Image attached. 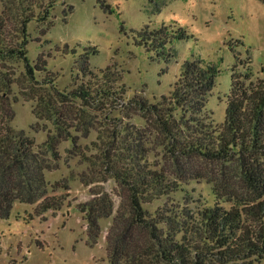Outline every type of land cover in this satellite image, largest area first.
I'll use <instances>...</instances> for the list:
<instances>
[{
  "label": "trees",
  "instance_id": "trees-1",
  "mask_svg": "<svg viewBox=\"0 0 264 264\" xmlns=\"http://www.w3.org/2000/svg\"><path fill=\"white\" fill-rule=\"evenodd\" d=\"M56 2L0 0V65L14 59L23 62L26 98L36 101L35 116L54 126L44 143L46 152L58 160L59 143L70 140L76 154L101 166L82 175L84 184L114 182L116 208L112 193L103 188L93 189L91 198L78 204L90 244L100 234L99 220L115 212L105 237L110 264H259L264 260V76L252 79L249 58L234 52L224 120L214 124L205 105L217 69L200 60H185L168 95L152 101L134 96L129 101L150 127L140 129L121 119L114 127L101 126L92 142L99 154L86 155L78 140L96 128L92 113L102 112L106 118L112 102L123 101L125 86L115 65L90 67L89 56L98 52L94 46L83 47L78 56L82 79L76 76L68 91L57 87L56 74L47 69L43 53L29 60L28 23L44 22ZM133 33L136 46L165 60L173 56L167 45L192 36L182 27L165 25H145ZM65 52L77 53L73 48ZM1 75L0 218L9 217L14 202L36 204L37 215L56 212L66 197L48 193L46 155L35 150L24 130L13 127L9 95L14 80ZM154 148H160L159 161L149 159ZM210 166L217 168L212 206L193 211L165 200L149 209L181 182L204 177Z\"/></svg>",
  "mask_w": 264,
  "mask_h": 264
},
{
  "label": "rangeland",
  "instance_id": "rangeland-1",
  "mask_svg": "<svg viewBox=\"0 0 264 264\" xmlns=\"http://www.w3.org/2000/svg\"><path fill=\"white\" fill-rule=\"evenodd\" d=\"M145 25L182 27L192 36L167 45L173 55L169 60L156 58L133 42V31ZM27 30L29 60L33 62L43 53L47 69L56 74L55 83L60 90H70L76 76L82 79L78 56L88 45L98 50L89 56L92 69L112 64L121 71L123 101H113L106 118L102 112L92 113L96 128L78 140L86 155L99 154L92 142L97 141L96 129L101 126L114 127L121 119L140 129L148 127L146 117L129 101L134 96L152 101L168 95L185 60H200L217 69L205 105V113L214 124L224 120L234 52H239L242 59L249 58L252 79L264 76V0H57L49 17L44 22L30 21ZM72 48L76 54L65 52ZM3 63L0 83L2 73L14 80L9 95L15 113L12 125L34 140L35 150L45 153L50 166L44 170L48 193L64 195L66 200L60 210H48L41 215L35 213L36 204L14 202L9 217L0 218V264H110L105 237L115 212L99 220L100 234L91 245L78 204L88 201L93 189L103 188L112 193L116 208L119 198L112 191L114 182L84 184L82 175L100 170L101 166H93L76 154L70 140L59 143L58 160L46 152L44 143L47 135L54 133V126L49 120L37 118L33 112L36 101L26 98L23 62L14 59ZM42 76L36 74L38 80ZM13 97L16 100L12 101ZM160 155V148H154L149 159L159 161ZM212 167L204 170V177L181 182L168 198L154 201L149 209L165 200L185 204L193 211L212 206L216 200L212 180L217 179V168ZM259 264H264V260Z\"/></svg>",
  "mask_w": 264,
  "mask_h": 264
}]
</instances>
